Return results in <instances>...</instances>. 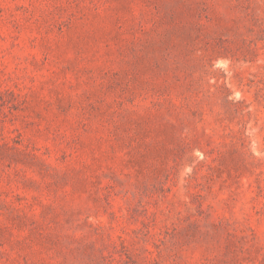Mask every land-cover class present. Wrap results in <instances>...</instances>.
Listing matches in <instances>:
<instances>
[{"label": "rangeland", "instance_id": "1", "mask_svg": "<svg viewBox=\"0 0 264 264\" xmlns=\"http://www.w3.org/2000/svg\"><path fill=\"white\" fill-rule=\"evenodd\" d=\"M0 264H264V0H0Z\"/></svg>", "mask_w": 264, "mask_h": 264}]
</instances>
